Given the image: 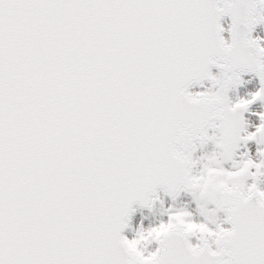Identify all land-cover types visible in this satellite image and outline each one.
Segmentation results:
<instances>
[{
	"label": "snow or ice",
	"instance_id": "6c2138e0",
	"mask_svg": "<svg viewBox=\"0 0 264 264\" xmlns=\"http://www.w3.org/2000/svg\"><path fill=\"white\" fill-rule=\"evenodd\" d=\"M262 22L264 0H0V264H264V190L245 191L264 161L222 167L241 140L264 143V114L241 135L264 87L227 97L245 72L264 85ZM205 80L217 90L188 91ZM209 141L217 151L191 174ZM160 187L192 190L231 228L181 209L127 239L132 204Z\"/></svg>",
	"mask_w": 264,
	"mask_h": 264
},
{
	"label": "water",
	"instance_id": "95a60500",
	"mask_svg": "<svg viewBox=\"0 0 264 264\" xmlns=\"http://www.w3.org/2000/svg\"><path fill=\"white\" fill-rule=\"evenodd\" d=\"M228 17V16H227ZM230 21H231V17ZM232 23V21H231ZM224 38L227 40V37L229 36V27L228 23L224 21ZM216 73H219L216 71ZM211 87L206 86L203 91H207ZM212 91H216V88H211ZM230 92V91H229ZM228 96V93H227ZM230 101V98H229ZM240 101V100H239ZM232 104H235L238 101H230ZM254 103H258V99L255 100ZM251 108V106H249ZM251 110V109H250ZM252 112V110H251ZM244 118V113L242 116V120ZM250 116L248 117V122L250 124ZM242 141V140H241ZM197 159V158H196ZM196 174V173H195ZM252 177H248L247 181H252ZM255 197H253V203H255ZM134 203L132 204V206ZM185 210L191 213V221L195 223H205L212 231L217 230V226L219 227H229L224 224V213L223 211L217 210L216 206L214 204H208L207 209L209 216L205 217L204 215H201L199 210V205L197 203V196L189 197L187 195L182 196L177 201L168 202L166 199H160L158 201L157 205L153 208L151 212H139L137 215L134 216V219L131 224V229L129 230L127 234V238L129 240L138 238L137 234L143 229L145 232L153 227H158L161 223H167L169 221L170 215L174 214L177 210ZM181 223H185V221L182 219ZM201 234H199L198 238ZM214 239V238H210ZM156 241H153L152 243L148 244L145 249V254H148L150 252L155 251L154 249ZM212 247L215 248V244L211 243Z\"/></svg>",
	"mask_w": 264,
	"mask_h": 264
},
{
	"label": "rangeland",
	"instance_id": "374dc122",
	"mask_svg": "<svg viewBox=\"0 0 264 264\" xmlns=\"http://www.w3.org/2000/svg\"><path fill=\"white\" fill-rule=\"evenodd\" d=\"M260 91L259 86L255 83V80L253 78H249L246 80L245 85L241 91V93L233 92L230 95V101H239V100H246L251 98V96L255 93ZM258 99V103H252L251 110H252V116L250 119V126L256 124L258 125L261 121L260 119V113L262 110V107H264V100ZM252 132V131H251ZM250 132V133H251ZM255 132V131H253ZM213 151H217L215 144L213 143L212 146L208 147L205 151H202L200 153V156L196 157L197 161V168H196V174H198L200 171L203 170L205 164L207 163L206 160L201 159L202 157H206L212 154ZM264 143L258 144L255 140L250 141V145L247 149L240 148L238 152L235 153V156L233 157V160L231 161H225L222 164V167L226 171H236L237 168L233 167V164L241 165L243 161L247 159H252L254 163H260L261 161H264ZM251 171L255 172L256 169H251ZM257 183L258 187L261 190H264V177H260L258 181H247L245 182V188L251 186L252 183Z\"/></svg>",
	"mask_w": 264,
	"mask_h": 264
},
{
	"label": "bare ground",
	"instance_id": "6f19581e",
	"mask_svg": "<svg viewBox=\"0 0 264 264\" xmlns=\"http://www.w3.org/2000/svg\"><path fill=\"white\" fill-rule=\"evenodd\" d=\"M230 92H231V90H230ZM250 125V124H249ZM260 124H258V125H256V124H254V125H252L251 127H252V130L251 131H255L256 130V128L259 126ZM200 151L198 150L197 152H196V154H195V156L196 157H198V156H200ZM196 164H197V161H196Z\"/></svg>",
	"mask_w": 264,
	"mask_h": 264
},
{
	"label": "clouds",
	"instance_id": "9594fccd",
	"mask_svg": "<svg viewBox=\"0 0 264 264\" xmlns=\"http://www.w3.org/2000/svg\"><path fill=\"white\" fill-rule=\"evenodd\" d=\"M260 46H262V43L260 44ZM198 234V232L193 233L191 236H196ZM200 234V233H199Z\"/></svg>",
	"mask_w": 264,
	"mask_h": 264
}]
</instances>
